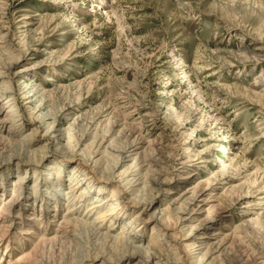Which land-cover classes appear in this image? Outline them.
<instances>
[{
  "label": "rangeland",
  "instance_id": "rangeland-1",
  "mask_svg": "<svg viewBox=\"0 0 264 264\" xmlns=\"http://www.w3.org/2000/svg\"><path fill=\"white\" fill-rule=\"evenodd\" d=\"M263 72L264 0H0V91L13 95L17 116L5 127L35 159L26 166L0 157V201L18 195L7 215L0 202V264H25L22 257L53 237L63 217L91 223L110 238L125 228L136 248L168 242L164 256H187L177 264L200 259L205 250L198 241L208 236L227 240L218 256L224 264H264ZM7 112L1 108L0 119ZM126 134L139 141L143 171L161 183L149 180L146 212L121 189L119 209L94 223L115 203L114 186L99 178L101 163L116 164L111 172L118 177L139 160L118 151ZM69 153L89 162L78 166ZM74 169L84 172L69 194ZM88 183L108 191L103 207L86 216L97 201L94 192L81 195ZM193 193L205 209L179 232L178 217L188 215L176 209ZM167 207L173 212L164 231L151 217ZM137 213L141 223L130 233L126 226ZM58 218L62 223L52 222ZM192 225L204 234L193 249H169ZM159 233L164 240L154 239ZM142 250L126 262L125 249L114 264H168ZM42 256L57 263L61 254L40 250L33 261ZM88 260L64 264L96 263Z\"/></svg>",
  "mask_w": 264,
  "mask_h": 264
},
{
  "label": "bare ground",
  "instance_id": "bare-ground-1",
  "mask_svg": "<svg viewBox=\"0 0 264 264\" xmlns=\"http://www.w3.org/2000/svg\"><path fill=\"white\" fill-rule=\"evenodd\" d=\"M102 7H104V6H102ZM102 9H104V8H102ZM189 9L191 12H194L192 7H189ZM263 76H264V72L258 77L261 82L263 81V80H261V77H263ZM32 91H33V89L31 90V92ZM4 94H6L4 91H0V98L2 99V105H1L2 107H0V109L5 107L6 109H8V112L0 119V157L3 160L5 159L6 161L11 160L13 158H16L17 160H19L20 163H22L26 166H29V165L33 164L32 162H34V160H35L34 158L31 159V157H33L34 154H32V156H30L29 150H28V147L26 146V144L25 145L21 144V143L17 144L16 142H14L12 139L11 131L7 130L5 127V124H9L10 122L14 123L13 120L17 116L15 117L16 107H15V104L13 103L15 98L13 97V95L6 96ZM10 94H13V93H10ZM35 94H36V92H35ZM35 94H33L32 96H34ZM259 97H261V96H259ZM13 125H15V124H13ZM123 139H124V141H123L124 143H122L121 146L118 145V151H120V153L124 154V157H122V158H129V159L130 158H134V159L139 158V160H135L133 163V166H130L126 170H123V172L120 175H118V177L115 176L113 172H111L112 171L111 169L114 168L116 166V164L112 165V168L111 167L109 168V165L108 166L105 165L104 162L101 163V165L99 166V169H100V173H99L100 177L99 178L101 179V182H103V183L106 182V184L109 183V184H112V186H114L113 189H111L110 191H111L112 202H115V203L110 205V208L108 209V211L106 213L100 214L101 216L96 217L95 218L96 220L94 221V223L102 222V220L104 218H106V216L111 215L113 210L119 209L118 205H119V203H121V202H119L121 200L119 197V194L124 191L121 189H126L131 194L134 193V196L132 198L133 206L134 207L140 206V207H142V210L144 212H146L148 210L149 204H150L148 202L146 194H145V193L149 192L148 189H150V186H151L149 180H152L154 185H158L161 183L162 179L159 176L154 175L151 170L147 169L145 172L143 171L144 170L143 169L144 168V163H143L144 159H142L143 152H141V148L138 146L139 141L136 142L137 139H135L134 136L131 134L124 135ZM98 148H99V146H98ZM113 148H116V147L113 146ZM110 149H111V151L115 150L112 148H110ZM221 150H222V147L219 149V151H221ZM97 153H98V149L95 150L94 152H92V154H97ZM64 156L67 159H69V161H72V162L78 164V166L82 165V163L84 161L83 159H87V158L83 157V155H81V158L83 161L78 160V159H76V155L70 154V153H69V155H67V156L64 155ZM85 161L89 162V159H87ZM94 165L97 166L99 164H97V161H96L94 163ZM83 172L84 171H79V170L75 171V169H74L73 176L76 175V178H74L72 180L73 184L68 189L69 194L73 193V190H75V188H77V186H80L79 181H81L82 178L77 179L78 178L77 176H78V174L79 175L83 174ZM113 179H117V180L115 181ZM21 181H22V178L20 176L18 182L15 183V187H17ZM74 182H75V184H74ZM93 185L94 184L88 183V187H87L88 189L87 190L85 189L81 193V195H83V194H87L88 192H94L96 195L95 200H97V201L94 202L90 208H87L85 210L86 216H88V214L90 212H92L93 210H95L96 208L103 207V205L105 203H104V201H101V197H102V195H104L108 191L105 186L94 187ZM114 189H116V190H114ZM89 194H87L88 197L90 196ZM168 194H174V193H168ZM17 197H18V195L16 194V192H14V194L12 195V197L9 201H6V200L0 201V202H3L2 203V212L4 215H7V213H9V210L12 208L13 204L17 201ZM198 197H199L198 193H193L190 197H188L183 202H181L178 209H176L177 213H175V214L186 213L188 215V218L178 217L177 224L179 225V232H182L183 227L190 226L187 224V221H192L193 216L195 214L200 213L202 210L205 209L203 204L200 205V203L199 204L196 203V199ZM69 199H71V197ZM263 199H264V195L261 198V200H263ZM53 200H55V199L53 198ZM68 200H66V201H68ZM74 200H75V197L73 198V196H72V202H74ZM179 200H180V198H179ZM203 201H205V200L203 199ZM76 202H77V200H76ZM17 203L18 202H16V205H17ZM68 211H70V210L68 209ZM68 211H67V213H68ZM172 212L173 211H171V208L167 207L166 209H164L163 213H165V214L162 215V217H153L152 216L151 218H152V220H154L155 223L159 224V226L162 227V230L165 231V230H167L168 227H170V216L169 215H171ZM124 213H125V211L122 212L123 215H124ZM139 213H137V215L134 217L132 222H130L127 226L125 225L126 227H128L127 230H130V233L134 232L136 230V227L138 225H140V223H141V220H138V218L140 217ZM54 218H57V217H54ZM63 220H64L63 227H60V230L59 231L57 230L56 233L53 235V237H48V238L44 239L43 241H41L39 243L38 246L34 247L28 255H26L25 257H22V260H24L26 262L25 264H64V258H67L69 262H72L74 257H80L83 259L85 258V260H87L88 262H90L88 260V258L90 259L92 257L93 262H94V260H96V263H94V264H103L104 259L107 262H109L108 264H114L116 259L120 258V256H121L119 253L125 249H130V252L126 253L125 256H123V259H124V257H127L125 259L126 262H129V260H130V259H128L129 257L134 258L136 256V252H139L138 250H142V249H143L142 252L144 253L145 256L148 257L149 260H151V257H153V256H158V257H163V259L168 261V264H172V263L177 264L178 261L181 259L183 261L185 260L184 261L185 263L187 262L186 259L183 258V257H187L186 255L172 256V258L169 259L168 256H171L172 254H175V253L171 252V253H168L166 256H164L162 254V252L168 246V242H167V246H165L164 244H159L157 241L154 240L150 244H148L146 246V248H136L135 246H130L127 243V238H125V236L128 237L129 233H127V231L125 232V228H122V229L116 231L117 228L112 227L111 228L112 232L116 231L117 236H121V237L110 238V236L107 233H105L103 235V234H100V232H98V229L94 230L91 223L89 224L83 220L70 219V217H65V218L63 217ZM52 222L57 223V224L62 223V221L60 219L59 220L54 219ZM203 222H204L203 220H200L199 225H201ZM199 225H196V226L192 225L190 227V231L188 232V234L186 233V236L184 237V239L181 240L180 243L176 241V243L171 244L169 249L175 251L178 249L177 247H179V246H181L183 248L182 250L188 249L189 246H191V248L193 249V247L195 246L196 243L201 242V244H198V245L199 246L202 245L203 250H205V252L203 253L202 256L200 255V259H198L196 262H194V264H224L223 259H219L218 256H220V254L225 249V245L227 244V240H225V241L217 240L211 236H208L207 238L206 237L202 238V240H206L208 242H205V243H203V241L197 242L196 241L197 236L204 237L203 236L204 234L203 235L199 234V228H198ZM5 228L7 229L8 226H6ZM154 230L158 231V229H154ZM154 230L152 228V233L154 232ZM192 230H193V232H196V231L197 232L192 233ZM3 235H5L4 230H1L0 237H3ZM131 235L133 236V234H131ZM164 235H166V234L159 233L158 236L155 237V234H154V239H156L158 237V239L160 241H162V240H164L163 239ZM170 236L173 240H177V238L176 237L174 238L173 235H170ZM190 241L191 242L193 241V243L189 245ZM79 247L82 248L81 251L79 250ZM115 247H117V248L119 247L120 250L116 253L114 251L111 254V252H110L111 249L115 248ZM40 250L42 253H44V251H45V252H49L53 255L54 254H58V255L61 254V257H60L59 261H57V263H54L53 261H51L52 259L51 260L50 259H43L45 256L44 257L42 256V258L39 261H33L34 259H36L33 256L35 254L39 253ZM198 250H200V249H198ZM182 254H184V253H182ZM89 256H91V257H89ZM120 259H122V258H120ZM224 260H225V258H224ZM31 261H33V262H31Z\"/></svg>",
  "mask_w": 264,
  "mask_h": 264
}]
</instances>
